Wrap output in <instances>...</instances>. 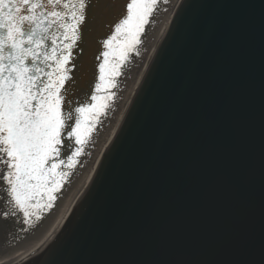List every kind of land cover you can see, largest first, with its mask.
<instances>
[{"label":"water","instance_id":"1","mask_svg":"<svg viewBox=\"0 0 264 264\" xmlns=\"http://www.w3.org/2000/svg\"><path fill=\"white\" fill-rule=\"evenodd\" d=\"M123 2L112 0L108 20ZM167 3L146 26L140 54L130 56L55 206ZM107 31L97 27L82 57L78 92L94 81ZM144 79L84 193L22 264H264V0H184ZM52 210L35 228L0 218V243L29 235Z\"/></svg>","mask_w":264,"mask_h":264},{"label":"snow or ice","instance_id":"2","mask_svg":"<svg viewBox=\"0 0 264 264\" xmlns=\"http://www.w3.org/2000/svg\"><path fill=\"white\" fill-rule=\"evenodd\" d=\"M160 3L124 0L108 20L112 0H0V218L35 228L55 207ZM105 25L94 81L78 92Z\"/></svg>","mask_w":264,"mask_h":264},{"label":"bare ground","instance_id":"3","mask_svg":"<svg viewBox=\"0 0 264 264\" xmlns=\"http://www.w3.org/2000/svg\"><path fill=\"white\" fill-rule=\"evenodd\" d=\"M184 0H169L132 74L114 105L86 160L47 219L22 239L0 243V264H22L55 236L84 193L117 125L144 82L168 28Z\"/></svg>","mask_w":264,"mask_h":264},{"label":"rangeland","instance_id":"4","mask_svg":"<svg viewBox=\"0 0 264 264\" xmlns=\"http://www.w3.org/2000/svg\"><path fill=\"white\" fill-rule=\"evenodd\" d=\"M39 228V227H38Z\"/></svg>","mask_w":264,"mask_h":264}]
</instances>
